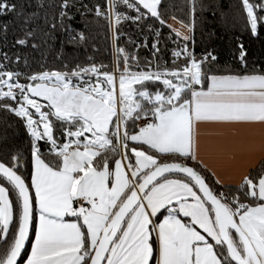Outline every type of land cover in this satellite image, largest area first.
<instances>
[{
  "label": "snow or ice",
  "instance_id": "obj_1",
  "mask_svg": "<svg viewBox=\"0 0 264 264\" xmlns=\"http://www.w3.org/2000/svg\"><path fill=\"white\" fill-rule=\"evenodd\" d=\"M242 6L257 35L264 0ZM28 7L0 0V17L23 22L13 47L39 50L57 30L67 34L62 45L87 42L71 23L82 9L107 21L114 56L111 65L32 71L20 51H0V110L31 137L30 181L19 152L0 149V264H264V158L230 184L205 162L199 139L201 125L264 128V66L249 67L243 43L239 69L206 68L217 56L197 58L187 43L196 0L180 28L167 24L162 0H40L54 10L45 27L30 26L38 12ZM123 21L155 34L153 57L161 30L171 29L180 41L171 64H142L119 46ZM8 31L9 22L0 24L5 44ZM251 144L221 143L216 164L236 166Z\"/></svg>",
  "mask_w": 264,
  "mask_h": 264
},
{
  "label": "trees",
  "instance_id": "obj_2",
  "mask_svg": "<svg viewBox=\"0 0 264 264\" xmlns=\"http://www.w3.org/2000/svg\"><path fill=\"white\" fill-rule=\"evenodd\" d=\"M20 2L31 5L27 8L28 12H38L35 22L30 23V26L45 27V13H51L54 10L47 7L39 8L40 0H20ZM53 2L54 0H43L45 5ZM79 2L90 7L96 3L106 4V0H79ZM162 2L165 4L167 21L175 17L178 22H191L193 0H162ZM250 2L256 3L259 0H250ZM119 10L124 11L125 9L121 7ZM73 11L75 19L71 23L74 28L83 30L89 35L90 38L87 42L79 45L65 42L62 45L61 42L66 40L67 34L57 30L56 38L49 40L48 44H42L39 50H34L30 46L27 48L13 47L16 37L22 34L21 24L23 22L13 16H4L0 17V24L9 22V31L6 44L0 39V51H7L9 55L20 51L28 57L32 71H41L45 68L60 69L65 62L73 65L76 63L87 65L90 62L111 65L114 56V41L107 21L102 17H96L94 11L86 13L84 16L80 14L82 9ZM195 17V27L191 33L192 39L187 42L189 49L195 52L197 58L209 52L218 58L217 61L206 64V68L211 67L214 72L218 73L229 69H239L238 55L241 43L247 49L249 67L251 68L253 64L257 67L264 66V23L258 25V34L253 35L246 10L242 6V0H196ZM156 27L159 25L157 24ZM120 29L122 35L117 43L129 53L137 54L142 64L146 58L152 59L154 65L157 62L163 64L164 61L171 64L174 59L172 51L180 42L176 40L175 33H172L171 29L165 26L161 30L163 35L160 38V52L156 54V57L152 56L151 48V45L157 40L154 33L149 32L146 27L141 30L131 21H123ZM145 43L148 47H138ZM61 48L63 49L62 59L57 56ZM89 57H92V61H89ZM30 141V134L23 121L15 117L14 114H5L0 110V149L7 145L13 153L19 152L23 157L21 169L29 177V180L31 168L30 165L26 168L25 161L30 158ZM42 150L46 151V149Z\"/></svg>",
  "mask_w": 264,
  "mask_h": 264
},
{
  "label": "crops",
  "instance_id": "obj_3",
  "mask_svg": "<svg viewBox=\"0 0 264 264\" xmlns=\"http://www.w3.org/2000/svg\"><path fill=\"white\" fill-rule=\"evenodd\" d=\"M233 138L241 140L250 138L252 144L250 147H245L243 155L236 166L222 170L216 164L215 149L221 143ZM199 139L201 156L205 162L210 168L222 175L225 182L230 184H239L242 175L253 169L261 158H264V128L260 126L232 128L215 124L201 125L199 128Z\"/></svg>",
  "mask_w": 264,
  "mask_h": 264
},
{
  "label": "rangeland",
  "instance_id": "obj_4",
  "mask_svg": "<svg viewBox=\"0 0 264 264\" xmlns=\"http://www.w3.org/2000/svg\"><path fill=\"white\" fill-rule=\"evenodd\" d=\"M171 21H173L172 23H171ZM174 22H176V23H174ZM167 24H170V25H172L174 28H180V22H178V21H176L175 19H173V18H170L168 21H167ZM185 32L187 31L186 29L184 30Z\"/></svg>",
  "mask_w": 264,
  "mask_h": 264
},
{
  "label": "water",
  "instance_id": "obj_5",
  "mask_svg": "<svg viewBox=\"0 0 264 264\" xmlns=\"http://www.w3.org/2000/svg\"><path fill=\"white\" fill-rule=\"evenodd\" d=\"M26 246H27V244H26Z\"/></svg>",
  "mask_w": 264,
  "mask_h": 264
}]
</instances>
